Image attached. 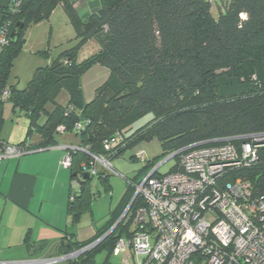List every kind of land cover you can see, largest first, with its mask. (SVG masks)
<instances>
[{
	"label": "trees",
	"instance_id": "16d2710c",
	"mask_svg": "<svg viewBox=\"0 0 264 264\" xmlns=\"http://www.w3.org/2000/svg\"><path fill=\"white\" fill-rule=\"evenodd\" d=\"M80 1L23 0L15 14L7 5L0 9V26L7 20L12 21V30L20 22L25 25L20 38L10 39L0 55V94L10 91L9 99L0 103H10L13 113H23L30 125L26 141L18 145L38 151L57 144L59 127L76 131L82 141L79 148L88 153L70 151L72 180L83 171V164L90 165L92 155L112 162L126 150L153 139L170 156L202 143L239 146L237 140H227L264 132V0H103L101 9L86 20L75 10ZM213 3L218 4L217 19L211 13ZM58 6L64 8L76 31L75 45L39 68L25 89H8L6 80L22 48L24 31L29 24L49 18ZM92 39L99 50L78 63V51ZM95 65L107 68L110 76L87 103L82 80ZM223 74L245 79L249 92L224 97L219 90ZM63 92L67 106L58 102ZM146 114L153 118L128 136L130 125ZM3 122L0 116V130ZM77 125L83 129L77 130ZM34 134L41 137L38 145L29 143ZM107 143H111L110 150L105 149ZM97 175L102 180L109 178L105 171ZM237 177L252 183L255 196H264V148L258 161L241 169ZM93 178L82 181L74 198L70 185V227L59 256L100 242L58 264H99L97 252L108 248L116 257L118 242L130 236L131 223L124 219L105 237L129 207L135 194L133 181L106 228L84 242L74 241L82 210L95 198L90 192ZM139 206L137 199L130 212Z\"/></svg>",
	"mask_w": 264,
	"mask_h": 264
},
{
	"label": "built area",
	"instance_id": "2783aa9c",
	"mask_svg": "<svg viewBox=\"0 0 264 264\" xmlns=\"http://www.w3.org/2000/svg\"><path fill=\"white\" fill-rule=\"evenodd\" d=\"M22 1H8L12 14ZM12 24L7 20L0 26V55L9 44ZM9 97L7 89L0 94L1 101ZM76 129L80 131L83 126L77 125ZM58 132L64 133L65 128L59 127ZM233 140L240 142L239 146L229 142L216 146L202 143L181 149L136 185L133 204L140 199V206L133 213L131 208L126 210L121 219L134 223L135 230L120 239L114 255L130 251L128 264H264V196H255L252 183L237 177L241 169L258 161L259 151L264 148V132L227 141ZM105 149L110 150L111 143ZM67 150L61 166L69 170L73 165L70 151L88 153L79 147ZM33 152L28 145L0 140V166L5 160ZM135 157L147 163L143 152ZM91 158L90 165L83 164V171L71 180V198L81 190L85 174H98L96 163L106 173L116 172L108 158ZM173 158L177 160L176 169L160 175L161 167ZM97 243L61 258L0 264H58L79 257Z\"/></svg>",
	"mask_w": 264,
	"mask_h": 264
},
{
	"label": "rangeland",
	"instance_id": "374dc122",
	"mask_svg": "<svg viewBox=\"0 0 264 264\" xmlns=\"http://www.w3.org/2000/svg\"><path fill=\"white\" fill-rule=\"evenodd\" d=\"M7 2L8 0H0L3 5L7 4ZM211 13L215 19L218 18V4H212ZM66 15L62 6H58L49 18H45L39 23L28 25L23 34L22 48L12 60L6 80L8 89L12 87L17 90L25 89L39 68L47 66L50 60L58 58L62 52L71 49L75 45L76 31L67 20ZM97 49L98 43L96 41L87 42L78 51L76 55L77 62H84L96 53ZM249 85L250 83L248 84L245 79L231 77L228 74H223L219 79V90L224 97L247 94L250 88ZM64 95L63 92L58 102L67 106L68 101ZM52 109L53 106L49 105L48 110L51 111ZM20 115V113H13L10 103H0V116L4 120L0 134L4 136L11 134ZM152 118V114H146L137 119L130 125L127 135L129 136L144 127ZM56 139L57 142L66 144L70 149L82 145L81 138L76 131L59 133L56 135ZM66 151L69 152L67 149ZM140 152L145 154L147 163L132 158ZM168 158L169 155L165 154L160 142L157 139H153L149 142H143L133 149L126 150L118 158L112 160L111 164L116 172L108 173L109 178L107 180H102L100 175L94 176L91 180L90 192L95 198L94 200L91 199L83 208L82 214L76 223L75 233L77 239H87L98 229H105L110 221L111 213L119 206L123 196L130 188V182H135V185L140 184L156 166ZM176 163L177 160L175 158L171 159L161 167L159 174L166 175L170 173ZM146 165H149V167L145 169ZM95 167L98 173L104 171L100 163H96ZM61 168L63 167L61 166ZM64 170L70 174L69 169ZM129 230H135L134 223L130 224ZM130 255L129 251L126 255L113 257L108 248H103L96 253L95 257L99 264H128L127 259ZM75 258L77 257L71 259ZM42 259L44 258L35 260ZM4 261L8 262L6 259H0V262Z\"/></svg>",
	"mask_w": 264,
	"mask_h": 264
},
{
	"label": "crops",
	"instance_id": "0c3cea01",
	"mask_svg": "<svg viewBox=\"0 0 264 264\" xmlns=\"http://www.w3.org/2000/svg\"><path fill=\"white\" fill-rule=\"evenodd\" d=\"M102 2L103 0H81L76 3L75 10L86 20L101 9ZM7 4L0 3V9ZM98 50L99 45L96 51ZM109 76L110 71L100 65L93 66L83 76L82 86L87 103L94 100L97 89L107 82ZM64 97L68 100L67 95ZM20 114L12 133L7 136L0 134V140L12 144L26 141L30 125L24 114ZM40 142L38 134H34L29 141L34 145ZM67 148L66 144L57 142L55 146L2 162L0 259L18 262L64 257L59 256V253L61 241L70 227L68 204L71 172L67 173L60 165L67 155ZM94 234L87 239L78 240L75 233L74 241L84 242Z\"/></svg>",
	"mask_w": 264,
	"mask_h": 264
},
{
	"label": "water",
	"instance_id": "95a60500",
	"mask_svg": "<svg viewBox=\"0 0 264 264\" xmlns=\"http://www.w3.org/2000/svg\"><path fill=\"white\" fill-rule=\"evenodd\" d=\"M24 23L23 22H20V23H18L15 27H14V29H13V31H12V33H11V35H10V39H11V41H13V42H16L19 38H20V36H21V34H22V32H23V30H24ZM84 178L85 179H89L90 178V175L89 174H85L84 175ZM135 198H136V195H134V197H133V199H132V201H131V203H130V205H129V207L126 209V210H128V209H130L131 208V206H132V204H133V202H134V200H135ZM125 213V212H124ZM123 216V215H122ZM121 219H122V217L120 218V220L117 222V224L105 235V237L106 236H108V235H110L113 231H114V229L116 228V226L121 222Z\"/></svg>",
	"mask_w": 264,
	"mask_h": 264
}]
</instances>
